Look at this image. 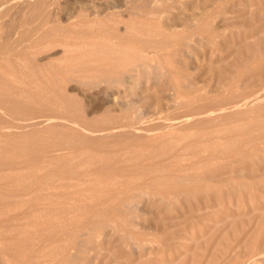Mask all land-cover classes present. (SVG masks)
Wrapping results in <instances>:
<instances>
[{"label":"rangeland","instance_id":"rangeland-1","mask_svg":"<svg viewBox=\"0 0 264 264\" xmlns=\"http://www.w3.org/2000/svg\"><path fill=\"white\" fill-rule=\"evenodd\" d=\"M0 48V264H264V0H0Z\"/></svg>","mask_w":264,"mask_h":264},{"label":"bare ground","instance_id":"bare-ground-1","mask_svg":"<svg viewBox=\"0 0 264 264\" xmlns=\"http://www.w3.org/2000/svg\"><path fill=\"white\" fill-rule=\"evenodd\" d=\"M28 5V4H27ZM259 15V14H258ZM203 30V29H202ZM206 30V29H205ZM255 30V29H254ZM251 32V31H250ZM253 34V33H252ZM254 35V34H253ZM243 38V37H242ZM240 40V39H239ZM243 40V39H242ZM30 41H32V43H33V41L34 40H29V42ZM36 42V41H35ZM35 42H34V44L33 45H35ZM243 44V43H242ZM33 45H32V47H33ZM245 46V45H244ZM246 47V49H247V46H245ZM256 47V46H255ZM249 48V47H248ZM240 49V48H239ZM244 49V48H243ZM0 53L2 54V55H5L6 53H8L7 52V50L5 49V48H0ZM139 63H141L140 61H139ZM144 63V62H143ZM145 64V63H144ZM229 68V67H228ZM230 70V69H229ZM228 72V71H227ZM219 74V73H218ZM178 77V76H177ZM221 78H222V76H221ZM224 80V79H223ZM233 80V82H234V78L232 79ZM229 81L231 82V80L229 79ZM225 82V81H224ZM1 83H4V82H1ZM7 83H9V81L7 82ZM11 83V82H10ZM227 83V82H226ZM228 84V83H227ZM231 84V83H230ZM233 87V86H232ZM196 92V91H195ZM221 92V91H220ZM0 93H2V92H0ZM191 93V92H190ZM194 93V92H193ZM199 93V92H198ZM197 93V94H198ZM233 93V92H232ZM200 94V93H199ZM198 94V95H199ZM202 94V93H201ZM235 94V93H234ZM192 95V94H191ZM197 95V96H198ZM214 95H216V94H214ZM213 95V96H214ZM244 95V94H243ZM193 96H195L196 98H194V99H197L198 97H200L201 95H199L198 97L194 94ZM203 96V95H202ZM1 97H4L5 99H12V98H14L15 96H14V94H12V93H4V94H1ZM199 99V98H198ZM193 100V99H192ZM202 100V99H201ZM206 100V99H205ZM212 100V99H211ZM204 101V100H203ZM1 102V101H0ZM237 103V101L234 103L235 105H237L236 104ZM233 104V102H232V105H234ZM238 104H240V103H238ZM224 106H225V104H223ZM223 105H221V106H223ZM234 105V106H235ZM221 106H219L220 108H221ZM229 106V105H228ZM197 108V107H196ZM204 108V107H203ZM193 109V108H192ZM218 109V108H217ZM189 110V109H188ZM218 110H221V109H218ZM227 110V109H226ZM193 112L195 111V110H192ZM191 111V112H192ZM203 111V110H202ZM8 112V111H7ZM197 112H199V111H197ZM186 113V112H185ZM184 113V114H185ZM9 114H10V112H9ZM197 114V113H196ZM200 114V113H199ZM202 114V113H201ZM187 117V116H186ZM172 118V117H171ZM129 121V120H128ZM124 123V122H123ZM122 123V124H123ZM127 123V122H126ZM135 123V122H134ZM131 126V125H130ZM232 128V127H231ZM230 131V130H229ZM228 131V132H229ZM232 131V130H231ZM251 135V134H250ZM210 136V135H209ZM246 137H248V135L246 136ZM249 138V137H248Z\"/></svg>","mask_w":264,"mask_h":264}]
</instances>
